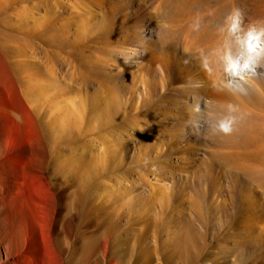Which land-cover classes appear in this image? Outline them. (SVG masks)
I'll use <instances>...</instances> for the list:
<instances>
[{
    "label": "rangeland",
    "instance_id": "obj_1",
    "mask_svg": "<svg viewBox=\"0 0 264 264\" xmlns=\"http://www.w3.org/2000/svg\"><path fill=\"white\" fill-rule=\"evenodd\" d=\"M187 1L0 0V232L21 264L104 245L264 264V55L227 70L264 0Z\"/></svg>",
    "mask_w": 264,
    "mask_h": 264
},
{
    "label": "bare ground",
    "instance_id": "obj_2",
    "mask_svg": "<svg viewBox=\"0 0 264 264\" xmlns=\"http://www.w3.org/2000/svg\"><path fill=\"white\" fill-rule=\"evenodd\" d=\"M187 0H183V2H179L180 5L179 7L181 6H187L188 3ZM256 2V1H255ZM262 2V1H260ZM256 3H259V2H256ZM264 3V2H262ZM253 4V3H252ZM251 4V5H252ZM260 7V6H259ZM261 10L263 9V5H261ZM258 8V7H257ZM259 10V9H258ZM257 11V10H256ZM262 13V12H261ZM262 15V14H261ZM27 151L32 153V156H33V159L35 161L39 160L40 161V158L41 156H43L45 153H46V146H45V143L43 142H39V143H35L31 146H28L27 147ZM31 170V169H30ZM69 225V224H68ZM136 235V234H135ZM137 236V235H136ZM117 237V236H116ZM185 239V238H184ZM137 241V239H135ZM16 242V241H15ZM136 243V242H135ZM156 245V244H155ZM137 246V245H136ZM196 247V246H194ZM96 248V247H95ZM94 248V249H95ZM186 254L190 257V258H193L196 259V255L195 254H192L190 251L189 248H188V245H186ZM26 249V248H25ZM71 249V248H70ZM77 249V248H76ZM92 249V251L89 253V254H86L85 257L83 258L82 256V259H81V256H77V252L75 253V250L73 252H70V251H64V253H62V255H59L58 258L56 259V263L55 264H101L102 261L104 260H108L110 263L109 264H116V261L117 260H112L111 259V255L109 254V250H108V247L106 245H104L101 249V252L98 253ZM196 250V248L194 249ZM28 251V250H26ZM144 251L146 252V255H144V259L145 261L149 260V258H151V253H149L148 251H150L149 248H147V246H145L144 248H141V250H139L137 252V250H135V253L133 255V257L131 258L132 261L134 260H138L139 259V256L142 255L144 253ZM197 251V250H196ZM121 253V252H120ZM61 254V253H60ZM122 254V253H121ZM120 254V255H121ZM145 254V253H144ZM200 254V252L198 253ZM24 253L22 254H18V248L16 247V245L14 244V242L12 241V238L10 236H8L7 234L5 233H2L0 232V264H21V261L22 259L24 258ZM109 255V256H108ZM119 255V256H120ZM138 255V257H137ZM92 256H96V259L93 261V262H90L89 260H91V257ZM112 256H114L112 254ZM203 256V254H200L198 258H201ZM121 257V256H120ZM119 257V258H120ZM219 257V256H218ZM117 258V257H116ZM143 258V257H142ZM141 258V259H142ZM175 258V257H174ZM216 258V257H215ZM151 260V259H150ZM149 260V262H150ZM131 261V262H132ZM174 261V259H173ZM25 262V261H24ZM90 262V263H89ZM194 262V261H193ZM124 263V262H123ZM170 264V263H169ZM194 264V263H193Z\"/></svg>",
    "mask_w": 264,
    "mask_h": 264
},
{
    "label": "snow or ice",
    "instance_id": "obj_3",
    "mask_svg": "<svg viewBox=\"0 0 264 264\" xmlns=\"http://www.w3.org/2000/svg\"><path fill=\"white\" fill-rule=\"evenodd\" d=\"M240 30V13L237 12L231 24V32L235 35ZM241 46L240 54L229 60L228 72L231 76L250 74L262 55H264V29H250L244 37L237 36Z\"/></svg>",
    "mask_w": 264,
    "mask_h": 264
},
{
    "label": "clouds",
    "instance_id": "obj_4",
    "mask_svg": "<svg viewBox=\"0 0 264 264\" xmlns=\"http://www.w3.org/2000/svg\"><path fill=\"white\" fill-rule=\"evenodd\" d=\"M234 123H235V117H231V118L221 119L219 121H216L214 124L210 125L209 127L214 132L230 134L234 131V127H233Z\"/></svg>",
    "mask_w": 264,
    "mask_h": 264
}]
</instances>
